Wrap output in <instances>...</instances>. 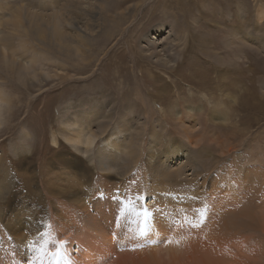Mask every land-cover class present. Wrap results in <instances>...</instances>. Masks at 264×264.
<instances>
[{
	"label": "rangeland",
	"instance_id": "obj_1",
	"mask_svg": "<svg viewBox=\"0 0 264 264\" xmlns=\"http://www.w3.org/2000/svg\"><path fill=\"white\" fill-rule=\"evenodd\" d=\"M103 1L0 0V264H264V0Z\"/></svg>",
	"mask_w": 264,
	"mask_h": 264
},
{
	"label": "bare ground",
	"instance_id": "obj_2",
	"mask_svg": "<svg viewBox=\"0 0 264 264\" xmlns=\"http://www.w3.org/2000/svg\"><path fill=\"white\" fill-rule=\"evenodd\" d=\"M63 1H65V0H63ZM67 1V0H66ZM104 2V4H103V6H105L106 5V2H108L107 0L106 1H103ZM128 1H122V4L120 5V3H121V0H116V4H115V7H114V9L113 10H108L107 11V9H105L104 10V12L105 11H107L106 12V16L109 18L110 17V11H113V12H115L117 9H120V7H122L125 3H127ZM88 3V5H90V2L88 1L87 2ZM113 3V2H112ZM64 6L62 7V11H59V12H56V13H53V14H51V15H49V17H48V24H49V26L50 27H46V23L44 22V23H41L40 21H46L45 19L47 18L46 16H44V15H41V16H39V15H32V19L33 20H36V21H39L40 23H41V25L42 26H45L47 29H48V31L49 30H51L52 29V35H54L56 38H58V39H61V40H63L64 41V39H65V41H67V42H69L68 40H69V38H71V37H75L77 40H78V42H80V40H81V37H82V30H84V29H82V28H80L81 26H79L76 22H74V21H72V17H70V15H71V12H70V10H68L69 12H63V10L65 9V10H67V8H68V6H69V2H67V3H62ZM108 4V3H107ZM79 5V4H78ZM100 5L102 6V4L100 3ZM127 7H129V6H127ZM78 8V7H77ZM92 8L93 9H96L97 8V6H96V4H92ZM130 8V7H129ZM131 9V8H130ZM95 11V10H94ZM97 11V10H96ZM119 12L120 11H122V9H120V10H118ZM77 12H79V10L78 9H76L75 11H74V14H76ZM87 12V11H86ZM118 12V13H119ZM123 12H125V11H123ZM123 12H120L121 13V15L123 16L122 18H124V17H126V15L123 13ZM80 13V12H79ZM93 13V12H92ZM92 13L91 14H89L90 15V18H93V16H92ZM81 14V13H80ZM82 14H85V13H83L82 12ZM87 14V13H86ZM104 14V13H103ZM141 14V13H140ZM88 15V14H87ZM105 15V14H104ZM72 16V15H71ZM203 18V17H202ZM75 20V19H74ZM84 20V19H83ZM114 20H117V19H114ZM96 21H97V19H96ZM95 21V22H96ZM103 22V21H102ZM66 24H68V26L70 27V29L72 30L70 33L69 32H67V30H65L64 29V32L62 31V29L64 28L63 26L64 25H66ZM85 24H87V23H85ZM112 24V23H111ZM114 24V23H113ZM92 25V24H91ZM100 25V24H99ZM98 24H95V25H92V26H90V27H88V25L85 27V29H86V34L87 35H90L91 37H93V35H94V33H96L97 32V30H98V28H100V26H99ZM104 25V24H103ZM254 25V24H253ZM88 27V28H87ZM33 28H35V29H38L39 31H42V28H41V26L40 25H38V24H34L33 25ZM111 28V26H107V31H108V29H110ZM253 30V29H252ZM108 32H110V30L108 31ZM108 32H106V34L108 33ZM121 32H124V31H122L121 30ZM233 32V31H232ZM113 33V32H112ZM105 34V33H104ZM121 34H124V33H121ZM81 36V37H80ZM52 37V36H51ZM119 38V37H118ZM76 39H74V40H76ZM117 40V39H116ZM125 40V39H124ZM69 44H71L70 42H69ZM253 47V46H252ZM261 47V46H260ZM70 51H74L75 52V50L73 49V48H65V52H66V54H67V57H69V53H70ZM76 51L77 52H79V49L77 48L76 49ZM75 54H77L76 52H75ZM75 54H73V55H75ZM75 57H77V59H80L81 57H80V55L78 54V55H75ZM76 59V60H77ZM82 59V58H81ZM11 61V59H7L6 60V62H10ZM68 61V60H67ZM81 61V60H80ZM83 61V60H82ZM172 70H173V68H171ZM171 70V71H172ZM116 77V76H115ZM257 78V77H256ZM1 93V92H0ZM126 93V92H125ZM125 97V96H124ZM130 98V97H129ZM8 102V100H3L2 98H1V95H0V125L2 124V116H3V114H2V112H3V108H4V104H6ZM221 102V101H220ZM9 103V102H8ZM222 109L221 110H219L218 111V113L219 114H221L222 113ZM106 128V127H105ZM104 129V128H103ZM102 129V130H103ZM106 130V129H105ZM105 130H103V131H105ZM106 134V133H105ZM118 136V135H117ZM98 139V138H97ZM66 141H69L77 150H79V151H81V152H83L87 157H88V159L90 160V162H96V163H99L100 165H107V160L106 161H102V159L101 158H99L98 157V155L97 154H95V152L93 151V147H94V144H95V142H96V135L94 134V133H86V134H83V135H81L78 139L76 138V137H74V138H69L68 140H66ZM109 141H103V144L104 145H106V144H109L108 143ZM227 147V146H226ZM110 148H112L113 149V147L111 146ZM232 149H234V148H232ZM82 153V154H83ZM217 154V153H216ZM119 159H120V157H119ZM129 159H131V158H129ZM227 159V158H226ZM218 160H220V159H218ZM138 161V160H137ZM137 161H135V162H137ZM217 162V161H216ZM123 163V167L126 169V170H124V171H126V173L129 171H127V169H128V166L129 165H127L126 163H128V161L125 163L124 161L122 162ZM116 165L117 166H119V163H117L116 162ZM116 167V166H115ZM115 167H114V169H115ZM106 168H108V169H111V167H106ZM113 168V167H112ZM213 169V168H212ZM121 172V171H120ZM119 172V173H120ZM133 172V171H132ZM125 173V172H124ZM263 175H264V173H262ZM122 175H125V174H122ZM163 175H166V174H163ZM257 175H259V174H257ZM168 176H170V175H168ZM163 178V177H162ZM217 178V177H216ZM259 178V177H258ZM262 178H264V177H262ZM205 180V179H204ZM231 181V180H230ZM7 182V179H3L2 181H1V183H0V185L2 186L3 184H5ZM221 182V181H220ZM233 184V183H232ZM235 186H233V187H235V188H237L236 187V184H234ZM196 186V185H195ZM253 187H255V186H253ZM234 188V189H235ZM2 189H4L3 187H2ZM176 189V188H175ZM252 189V188H251ZM167 190V189H166ZM255 190V189H254ZM256 190H259V189H256ZM263 190V189H262ZM204 191V190H203ZM253 191V190H252ZM254 192V191H253ZM259 192H261V191H259ZM245 195V194H244ZM190 196V195H189ZM188 196V197H189ZM191 196H192V194H191ZM221 196V195H220ZM263 196V195H262ZM262 196H261V198H262ZM38 197V196H37ZM222 197H223V195H222ZM244 198V197H243ZM0 199H2V197L0 196ZM190 199H192V198H190ZM215 199V198H214ZM39 200V199H38ZM189 200V199H188ZM261 200V199H260ZM259 200V201H260ZM191 202V201H190ZM240 202V201H239ZM252 204H254L252 201H250ZM192 203V202H191ZM251 204V205H252ZM190 205V204H189ZM44 207V206H43ZM188 207V206H187ZM234 207V206H233ZM159 209H160V205H159V207H158ZM237 210V209H236ZM244 210H246V209H244ZM248 210V209H247ZM230 211V210H229ZM166 212H170V215L169 216H171V215H173V212H171V211H166V210H163V213H166ZM219 212V211H218ZM161 213V212H160ZM2 214L3 213H0V216H2ZM168 216V217H169ZM228 216V215H227ZM230 217V216H229ZM176 219V218H175ZM217 219V218H216ZM226 220H227V218H225ZM231 219V218H230ZM232 219H234V218H232ZM189 220V219H188ZM236 221V220H235ZM172 222H174V220H172ZM226 222V221H225ZM225 222L223 223L224 225H225ZM178 223V222H177ZM231 224H228L229 226H235L236 227V225L238 224V222H234V220H233V222L231 221L230 222ZM227 225V226H228ZM221 226H223V225H221ZM232 227H230L231 229H232ZM177 228L179 229L180 227L179 226H177ZM223 228H225V227H223ZM177 229V231H182V229L180 230H178ZM228 229H229V227H228ZM234 230V229H233ZM227 231V230H226ZM225 231V232H226ZM191 232V231H190ZM229 232H231V231H229ZM223 233V232H222ZM227 233V232H226ZM233 233V232H232ZM240 233V232H239ZM193 234V233H192ZM220 234V233H219ZM231 235V234H230ZM245 237V236H244ZM221 238V237H220ZM248 238V237H247ZM132 239V238H131ZM238 239H240V238H238ZM263 239V238H262ZM247 241V240H246ZM81 242V241H80ZM83 242V241H82ZM219 245V244H218ZM220 245H221V243H220ZM243 245V244H242ZM226 246V245H225ZM240 246V245H239ZM228 247V246H227ZM173 249H174V247H173ZM176 249V248H175ZM233 249V248H232ZM159 249L157 248L156 250H155V252H157ZM165 250V249H164ZM163 250V251H164ZM225 250V249H224ZM174 251V250H173ZM176 251H178V250H176ZM180 251V250H179ZM172 252V251H171ZM170 252V253H171ZM170 253H165L166 254V257H168L169 255H170ZM179 254H180V252H178ZM223 254H225V253H223ZM156 255V254H155ZM160 255V253L159 254H157V256H159ZM162 255H164L163 253H162ZM171 255H173V256H175V253H171ZM177 256V255H176ZM175 256V257H176ZM164 258V257H163ZM160 259V258H159ZM83 261V263H85V264H87V262L85 261V260H82ZM91 264V263H90Z\"/></svg>",
	"mask_w": 264,
	"mask_h": 264
},
{
	"label": "snow or ice",
	"instance_id": "obj_3",
	"mask_svg": "<svg viewBox=\"0 0 264 264\" xmlns=\"http://www.w3.org/2000/svg\"><path fill=\"white\" fill-rule=\"evenodd\" d=\"M106 138H107V137H105V139H106ZM144 214L147 215L146 212H145ZM192 227L196 228V227H199V225H198V224H195V225H192ZM169 242H171V241H169ZM61 243H63V241H61Z\"/></svg>",
	"mask_w": 264,
	"mask_h": 264
}]
</instances>
